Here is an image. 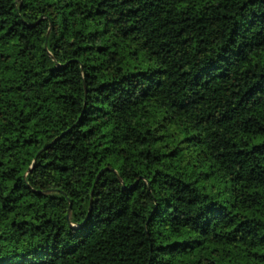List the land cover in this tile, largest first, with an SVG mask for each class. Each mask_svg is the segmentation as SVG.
<instances>
[{"label": "trees", "instance_id": "trees-1", "mask_svg": "<svg viewBox=\"0 0 264 264\" xmlns=\"http://www.w3.org/2000/svg\"><path fill=\"white\" fill-rule=\"evenodd\" d=\"M0 264H264V0H0Z\"/></svg>", "mask_w": 264, "mask_h": 264}, {"label": "water", "instance_id": "water-1", "mask_svg": "<svg viewBox=\"0 0 264 264\" xmlns=\"http://www.w3.org/2000/svg\"><path fill=\"white\" fill-rule=\"evenodd\" d=\"M35 158V157H34Z\"/></svg>", "mask_w": 264, "mask_h": 264}]
</instances>
